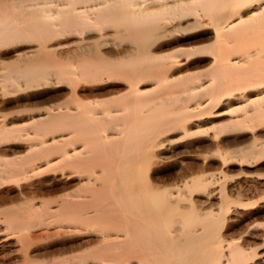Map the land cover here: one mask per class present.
Returning a JSON list of instances; mask_svg holds the SVG:
<instances>
[{"label":"bare ground","instance_id":"obj_1","mask_svg":"<svg viewBox=\"0 0 264 264\" xmlns=\"http://www.w3.org/2000/svg\"><path fill=\"white\" fill-rule=\"evenodd\" d=\"M0 264H264V0H0Z\"/></svg>","mask_w":264,"mask_h":264},{"label":"rangeland","instance_id":"obj_2","mask_svg":"<svg viewBox=\"0 0 264 264\" xmlns=\"http://www.w3.org/2000/svg\"><path fill=\"white\" fill-rule=\"evenodd\" d=\"M50 195H52V194H50Z\"/></svg>","mask_w":264,"mask_h":264}]
</instances>
